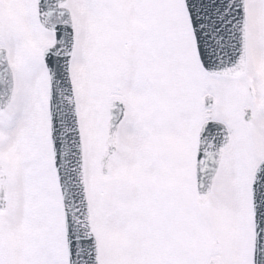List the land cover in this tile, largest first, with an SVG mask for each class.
Here are the masks:
<instances>
[{
    "label": "snow or ice",
    "instance_id": "1",
    "mask_svg": "<svg viewBox=\"0 0 264 264\" xmlns=\"http://www.w3.org/2000/svg\"><path fill=\"white\" fill-rule=\"evenodd\" d=\"M0 264H264V0H0Z\"/></svg>",
    "mask_w": 264,
    "mask_h": 264
}]
</instances>
